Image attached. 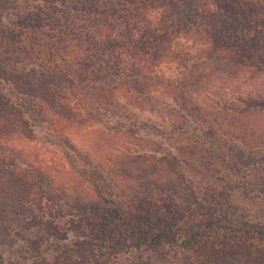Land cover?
I'll list each match as a JSON object with an SVG mask.
<instances>
[{
  "label": "trees",
  "instance_id": "1",
  "mask_svg": "<svg viewBox=\"0 0 264 264\" xmlns=\"http://www.w3.org/2000/svg\"><path fill=\"white\" fill-rule=\"evenodd\" d=\"M42 1L48 4L55 2V0ZM135 1L121 0L119 5ZM11 2L13 3L12 0H0L1 14L11 9ZM145 5L151 6L146 7ZM187 5L190 7H186L184 10L172 0H149L138 7L135 6L137 8L131 13L132 18L125 19V22L129 25L134 23V19L139 18L149 9L151 12L154 11L149 18L151 20L158 19L159 25L179 23L182 26L186 25L188 20L195 22L197 19L203 18V26H206L207 29L194 30V34L199 38L193 45L179 47L176 45V41H180L179 33L175 30H163L159 36L154 38L153 44H149V50L135 46L134 50H130V52L124 50L126 62L123 60H118V64L106 62L105 59L98 57L108 50L109 53L111 48H106L108 50L103 48L102 41L108 38L113 39V36L122 34L119 33L118 23H114L115 28H112L114 30L109 32L108 37L104 33L97 36L98 39H95L93 47L94 53L88 55V60L98 59L97 64L93 63L83 69L84 73H92V78H77L73 73L55 67H46L38 74L36 71L28 73L20 70H8L5 62L0 61V264H27L30 259L20 257L22 253L38 251L41 244L50 238L58 242L65 241L69 231L76 233L78 237L85 238L87 235L82 223L76 224L70 220V228L64 233L60 225H56L52 220H45L44 217H39L36 213V211L42 210L41 201L43 199L52 202L59 195L61 197L65 195L66 192L64 188L54 185L53 177L41 163L36 165L33 162L29 148L26 150L14 145L16 141L24 144L34 142L36 140L35 125L26 115L27 112L22 105L16 103L2 91V84H12L16 92L35 100L43 114L48 113V120L54 124L57 121L58 124L66 127L71 125L75 127L88 126L95 119L102 122L100 114L102 106L106 113L110 112L115 117L118 115L120 105L117 103L121 99H125V95L132 94L138 99L141 96L151 95V91H158L157 94L171 97L183 110L175 107L183 118L191 120L195 117L198 107L193 103V92H196L194 87L202 86L201 82L204 79L203 85H211L214 79H220L223 82L227 79L228 82L239 78L240 71L253 75L258 72L264 73V0H190ZM52 9L56 10V8ZM176 9L181 10L178 14H182L184 18L174 17L175 19L171 18L174 20H169V17H172L170 13ZM79 17L84 20L82 14ZM241 27L244 28L243 33L242 30H239ZM246 28L256 31L261 29L262 31L247 36ZM164 44L163 48L159 46ZM5 61H9V59ZM161 63H169L171 67H174L172 65L176 66L174 69L176 77L168 78L166 86L164 83L165 71L162 70ZM197 67H202L203 71H197ZM235 73L237 75L231 77ZM224 75L227 77L225 78ZM244 83H240L241 87H245L244 91L252 98L255 90V88H251L253 84L247 83V81ZM167 87L170 89L169 91ZM242 89L239 92H242ZM79 99H83L81 101L84 103L83 106L85 108L90 106L91 110L85 113L82 109L79 110L76 105H71L73 101ZM115 99H117L116 105L112 103ZM153 100L154 98L150 99L151 102ZM219 105L220 109L215 113L203 111L201 113L203 120L215 125L226 124L230 130H237L235 124L242 123L243 118L249 116L256 118L260 113L259 110L253 108H245L241 110V113H235L236 108L232 104L226 102L225 105L221 103ZM226 105H231V108L235 110H227ZM108 109L110 110L107 111ZM97 112H99L98 116ZM133 115L135 116V114ZM220 125L219 127H221ZM176 127H174L176 131L186 130L180 123L177 129ZM136 129L133 130L135 131L134 135L139 133ZM110 130L114 132L113 138L124 136L121 122H116ZM250 131L241 129L237 132L249 134ZM261 132L255 131L253 135L261 134ZM137 147L138 145L135 144V148ZM120 149L122 150L123 147L112 149L111 154L116 153L115 155L118 156L115 162L108 157L109 164L105 160H92L89 165L96 172L108 177L125 195L127 191L122 187L124 180L134 181L135 185L141 187L147 184V191L143 192V195L133 193V200H130L146 205L145 209L138 213L134 211L137 215L133 213L134 216L130 221L134 222L138 221V218H144L146 222L139 228L132 227L131 224L126 226V229L123 228L125 234L122 240L117 239L116 236L113 237L112 244L104 248L106 251L98 254L93 249L96 246L94 240L91 238L77 239L74 242L73 251L78 254L76 256L78 260H75L73 264H106L112 257L120 255L124 249L131 251L133 246L141 252L142 257L147 256L148 261H150L149 257L156 254L159 261L163 262L171 250H180L181 253H184L185 261L190 259L187 256L190 252L199 253L202 256L201 264H264V254H257L261 250L254 245L255 237L264 241V209L258 217H249L244 212V214H240L241 218L238 220H235L237 212H229L231 213L229 217H232V220L225 226H219L218 223L212 222L200 225L188 220L181 223L183 213L190 214L194 211L192 206L199 205L198 207L202 208L203 205L198 203V196L192 182L186 181L177 170V163L165 156L157 158V152L148 155L145 150H135L136 152L128 159L124 152L120 153ZM249 153L238 149L237 153L232 156V163L227 168L228 176L235 177L230 182L232 185H236L242 180L243 172L246 171L247 175L250 174L254 177V173H258V169L262 166L258 156L260 152L249 151ZM161 155H166V153ZM132 167H136L133 173H131ZM161 172H164V175H158L157 179L152 176ZM254 179L251 183L242 184L243 198L254 205L258 202L264 205V171L256 179L257 183ZM96 188L95 199L82 201L79 197H75V203L70 207V210L68 208L69 211L65 213L61 207L56 212L55 219L80 216L89 212L104 221L103 225L106 227L110 224L109 218L123 220V204L120 201L117 202L114 195L107 194L97 186ZM168 201L177 202L176 208L166 205ZM35 202L38 203L37 206H35ZM136 204L130 207L137 209ZM51 215L50 209L49 216ZM52 218L54 217L49 219ZM208 225L210 227H207ZM222 228L231 233L228 245H217L208 239L213 232ZM34 230H37L42 236L36 240H27L29 246L17 254L15 261L11 260V255L4 261L2 253L6 252L16 240L20 238L25 240L22 236L24 231L33 232ZM96 230L97 228L94 231ZM97 233L100 232L97 230ZM101 257L103 260H100ZM43 260H33L32 264H57Z\"/></svg>",
  "mask_w": 264,
  "mask_h": 264
},
{
  "label": "rangeland",
  "instance_id": "2",
  "mask_svg": "<svg viewBox=\"0 0 264 264\" xmlns=\"http://www.w3.org/2000/svg\"><path fill=\"white\" fill-rule=\"evenodd\" d=\"M12 1L11 9L8 12L1 14L0 11V61L5 62L8 70H20L28 73L36 71L38 74L46 67H55L73 73L77 78H92L93 74L84 73L83 69L93 63L97 64L98 59L88 60V55L94 53L93 47L97 36L104 33L108 37L109 32L114 30L112 28H115L114 23H118L119 33L122 34L113 36V39L103 40V48H111V51L108 53L109 50L106 49L108 51L98 58L115 64H118V60L127 61L124 50L130 52V50H134L135 46L149 50V44H153L154 38L159 36L163 30H175L180 35V41H176V45L186 47L193 45L195 40L199 38L194 34V30L207 29L206 26H203V18H199L195 22L188 20L186 25L182 26L179 23L159 25L158 19L151 20L149 18L154 12H151L150 9L139 18L134 19V23L129 25L125 22V19L132 18L131 13L134 12L135 8L144 2H149V0H136L134 3L122 5H119L121 0H55L49 4L42 0ZM172 1L179 4L184 10L186 7H190L187 5L190 0ZM145 6L150 7L151 5ZM52 8H56V10ZM178 12L181 10L176 9L171 12L170 16L172 17H169V20L184 18ZM81 14L84 16V20L79 17ZM243 29L241 27L239 30H242L243 33ZM259 31L262 30L245 29L247 36H252L253 33ZM156 46L158 45L156 44ZM159 46L163 48L165 44ZM7 59L9 61L6 62ZM86 59L87 61H85ZM161 64L162 70L165 71L164 83L166 86L168 78L176 77L174 73L176 66L172 65L174 67H171L169 63ZM196 70L203 71L202 67H197ZM238 74L240 76L234 79L235 82L234 80L227 82L225 79L227 76L224 75V82L213 78L214 81L211 85H203L204 79L201 82L202 86L194 87L196 92H193V103L198 107L195 117L191 120L183 118L175 107L181 108L171 97L157 94L158 91H151V95L141 96L138 99L132 94L125 95V99H121V103L119 101L117 103L120 105L118 115L115 117L110 112L106 113L104 106L101 107L99 104L102 122L95 119L90 125L83 127L73 125L66 127L58 124L57 121L55 124L52 123L47 119L49 118L47 117L48 113L43 114L35 100L16 92L12 84L3 83L2 91L16 103L22 105L27 112L26 115L35 125L36 140L34 142L24 144L16 141L14 145L26 150L29 148L33 162L36 165L41 163L53 177L54 185L64 188L66 192L64 194L67 197L59 195L52 202L43 199L41 201L42 210L36 211V213L39 217L52 220L56 225H60L64 233L70 228V220L76 224L82 223L87 234L84 238L69 231L65 241L58 242L50 238L41 244L38 251L24 252L20 257L30 259L27 264H32L33 260L43 259L50 263L73 264L75 260H78L76 259L78 254L73 251L74 242L77 239L91 238L94 240L96 246L93 249L98 254L106 251L104 248L112 244L113 237L116 236L117 239L122 240L125 234L123 228L126 229V226L131 224L132 227L139 228L146 222L144 218H138V221L134 222L130 221L134 216V211L138 213L146 207L139 201L136 204L130 200H133V193L143 195V192L147 191L148 185L141 187L135 185L136 182L134 181L124 180L122 187L127 191L125 195L119 191L114 182L102 173L96 172L89 165L92 160H105L109 164L108 157L115 162L118 156L115 155L116 153L113 155L111 153L112 149L119 146L123 147L122 150H119L120 153L124 152L128 159L136 152L135 150H145L148 155L157 152V158L165 156V158L177 163V170L186 181L192 182L198 196V203L203 205L202 208H199V205L192 206L194 211L190 214L183 213L181 223L188 220L200 225L212 222L218 223L219 226H225L230 224L232 217H229L231 215L229 212L233 211L238 213L235 215V220L240 219V214H244V212L249 217L260 216L264 205L260 202L254 205L249 200H244L242 184L251 183L253 178L257 183L256 179L264 171L262 169L264 167V73L258 72L254 76L249 72L240 71ZM236 75L235 73L231 77ZM244 81L251 82L253 84L251 88H255L252 98L244 91L245 87L240 85L241 82L245 84ZM241 88L243 91L239 92ZM167 89L170 90L168 87ZM152 98H154L153 102L150 101ZM82 100L73 101L71 105H76L79 110L82 109L87 113L91 107L85 108ZM116 100L112 102L115 105ZM226 102L236 108L235 113H241V110L245 108H253L259 110L260 113L257 114L256 118L253 116L243 118L242 123L235 124L237 130H230L226 124H219L221 126L219 127V125L210 124L203 120V114H201L203 111L215 113L220 109L219 103L225 105ZM250 105L252 107H249ZM112 107L115 108L116 106ZM226 107L227 110H235L231 108V105H226ZM239 115L238 117L241 118ZM251 118L252 120H250ZM116 122L122 123L124 136L113 138L115 135L110 128ZM179 123L186 130L176 131L174 127H178ZM134 129L138 130L139 133L134 135ZM241 129L251 131L249 134L238 133L237 131ZM255 131L262 132L253 135ZM135 144L138 145L137 148H135ZM232 147L233 149H231ZM238 149L245 150L247 154H250L249 151H259L258 156L262 166L258 169V173H254V177L250 174L247 175L246 171L243 172L242 180L237 181L236 185H232L230 182L235 177L228 176L227 168L232 163V156L237 153ZM163 153L166 155H161ZM135 168L132 167L131 173L134 172ZM162 174L164 175V172L152 176L157 179L158 175L161 176ZM96 186L107 194L114 195L115 200L123 204V220L109 218L110 224L106 227L103 225L104 221L89 212L80 216L55 219L56 212L61 207L65 213L70 210V207L75 203V197H79L82 201L95 199ZM133 204H136L137 209L130 207ZM37 205L38 203L35 202V206ZM166 205L175 209L177 202L168 201ZM50 209L52 211L51 216H49ZM50 217L54 218L49 219ZM95 228L100 233H97V230L94 231ZM22 236L25 240H21V238L16 240L6 252L2 253L4 261L10 255L12 256L11 260L15 261L17 254L29 246L26 241L36 240L42 234L34 230L33 232L24 231ZM210 238L208 239L217 245H228L230 244L231 233L222 228L213 232ZM254 245L262 251V253L258 251L257 254L263 255L264 241L255 237ZM187 256L190 259L185 261L184 253H181L180 250H171L167 260L165 259L163 262L159 261L160 259L156 254L149 257L150 261H148L147 256L142 257L141 252L133 246L131 251L124 249L120 255L112 257L106 264H145L147 262H149L148 264H201L202 256L199 253L190 252ZM100 260H103V257Z\"/></svg>",
  "mask_w": 264,
  "mask_h": 264
}]
</instances>
